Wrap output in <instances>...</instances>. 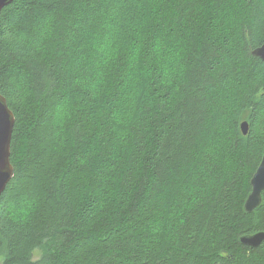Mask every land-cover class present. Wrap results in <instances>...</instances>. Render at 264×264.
Instances as JSON below:
<instances>
[{
    "label": "trees",
    "instance_id": "1",
    "mask_svg": "<svg viewBox=\"0 0 264 264\" xmlns=\"http://www.w3.org/2000/svg\"><path fill=\"white\" fill-rule=\"evenodd\" d=\"M262 44L264 0L6 6L0 264H264Z\"/></svg>",
    "mask_w": 264,
    "mask_h": 264
},
{
    "label": "water",
    "instance_id": "2",
    "mask_svg": "<svg viewBox=\"0 0 264 264\" xmlns=\"http://www.w3.org/2000/svg\"><path fill=\"white\" fill-rule=\"evenodd\" d=\"M14 0H0V15L2 10ZM255 56L264 60V44L253 50ZM16 118L9 108L7 99L0 92V196L14 176V166L11 163V142ZM244 134L248 133L249 125L245 121L241 124ZM252 191L245 203V210L253 212L262 201L264 191V155L256 172L251 179ZM243 244L258 247L264 241V231H259L241 238Z\"/></svg>",
    "mask_w": 264,
    "mask_h": 264
},
{
    "label": "rangeland",
    "instance_id": "3",
    "mask_svg": "<svg viewBox=\"0 0 264 264\" xmlns=\"http://www.w3.org/2000/svg\"><path fill=\"white\" fill-rule=\"evenodd\" d=\"M40 255H41V252L37 250V251L35 252V258H36V259L39 258Z\"/></svg>",
    "mask_w": 264,
    "mask_h": 264
}]
</instances>
